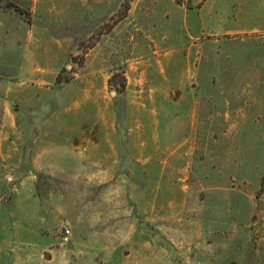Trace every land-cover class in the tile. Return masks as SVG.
<instances>
[{"label": "rangeland", "instance_id": "obj_1", "mask_svg": "<svg viewBox=\"0 0 264 264\" xmlns=\"http://www.w3.org/2000/svg\"><path fill=\"white\" fill-rule=\"evenodd\" d=\"M0 264H264V0H0Z\"/></svg>", "mask_w": 264, "mask_h": 264}, {"label": "trees", "instance_id": "obj_2", "mask_svg": "<svg viewBox=\"0 0 264 264\" xmlns=\"http://www.w3.org/2000/svg\"><path fill=\"white\" fill-rule=\"evenodd\" d=\"M175 1L179 3L181 0H175ZM15 9L20 11V12H23L25 15L29 14L28 11L22 10L18 6H15ZM117 77H118L117 74H113L109 81L116 86L117 90H122V89H124V87L126 85V78L122 74L119 76V78H117ZM56 80H58V79H56Z\"/></svg>", "mask_w": 264, "mask_h": 264}, {"label": "built area", "instance_id": "obj_3", "mask_svg": "<svg viewBox=\"0 0 264 264\" xmlns=\"http://www.w3.org/2000/svg\"><path fill=\"white\" fill-rule=\"evenodd\" d=\"M69 229L68 228H64L63 230H61L60 232V238L63 242H66L68 241V238H69Z\"/></svg>", "mask_w": 264, "mask_h": 264}]
</instances>
